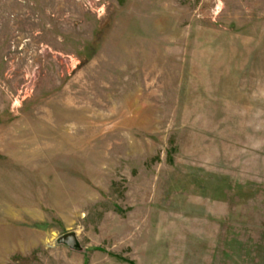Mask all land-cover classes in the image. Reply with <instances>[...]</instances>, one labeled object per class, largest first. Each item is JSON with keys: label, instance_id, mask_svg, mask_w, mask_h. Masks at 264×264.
Returning a JSON list of instances; mask_svg holds the SVG:
<instances>
[{"label": "rangeland", "instance_id": "1", "mask_svg": "<svg viewBox=\"0 0 264 264\" xmlns=\"http://www.w3.org/2000/svg\"><path fill=\"white\" fill-rule=\"evenodd\" d=\"M0 264H264V0H0Z\"/></svg>", "mask_w": 264, "mask_h": 264}, {"label": "water", "instance_id": "2", "mask_svg": "<svg viewBox=\"0 0 264 264\" xmlns=\"http://www.w3.org/2000/svg\"><path fill=\"white\" fill-rule=\"evenodd\" d=\"M60 242L66 243L68 245H70L73 248H77V240L75 237V233H67L61 237H59L58 239Z\"/></svg>", "mask_w": 264, "mask_h": 264}]
</instances>
